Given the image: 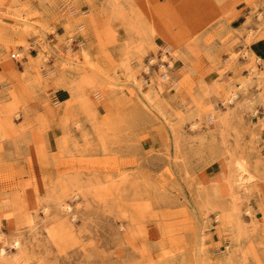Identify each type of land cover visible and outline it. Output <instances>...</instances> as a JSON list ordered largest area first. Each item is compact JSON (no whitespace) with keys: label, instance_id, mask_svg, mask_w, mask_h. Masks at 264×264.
Masks as SVG:
<instances>
[{"label":"rangeland","instance_id":"rangeland-1","mask_svg":"<svg viewBox=\"0 0 264 264\" xmlns=\"http://www.w3.org/2000/svg\"><path fill=\"white\" fill-rule=\"evenodd\" d=\"M85 2L55 42L59 17L32 22L26 6L13 12L25 37L0 30V264H264V59L250 50L264 0ZM58 73L64 118L48 95Z\"/></svg>","mask_w":264,"mask_h":264},{"label":"crops","instance_id":"crops-1","mask_svg":"<svg viewBox=\"0 0 264 264\" xmlns=\"http://www.w3.org/2000/svg\"><path fill=\"white\" fill-rule=\"evenodd\" d=\"M85 1L86 0H9L8 6H5V7L0 6V30L2 31L3 35L5 37H9V39L12 42H13V36L25 37L23 36L24 35L23 32L18 31L17 34L13 33V26L16 24V20H13V17L16 16V14H14L13 12H14V9H16L17 7L26 6L28 8L26 13H30V12L33 13L34 11L38 13L37 17L32 18L31 20L32 22L34 21L47 22L49 20L50 21L53 20V17H57V18L59 17L60 24L57 25L56 36L54 35L47 36L48 39L53 42L54 40H56L57 36L61 37L65 35L66 31H65L64 26L65 27L67 26L75 27L77 25V19L80 16V13L78 12L77 7H80L79 10L80 12L83 13L82 16L87 17L89 15L85 13L87 12L85 7L89 6V4L86 3ZM93 5H96L99 7L102 6V4L98 3L97 1L93 3ZM251 9H252L251 7H247L245 4L241 5L242 11L240 10L241 17H239V20L244 21L245 19H247V17H249L251 14ZM96 14L97 15L95 17L97 18V20L100 23L104 22L105 12L101 8H99L96 11ZM23 16H25V13L23 14ZM100 16L103 18L100 19ZM111 27L113 28V30L116 31L118 35L117 39H119L120 37L128 36V35L123 34L125 30L123 29L122 26H120V24L113 23L111 24ZM94 28L91 30L92 32H94ZM34 29H37V27H35ZM27 37H29L26 39L31 44V47H32V51H31L32 56L34 54L37 55L41 46L39 47V43L35 36V33L32 32L28 34ZM55 44L59 45V43H55ZM58 47L63 54H66L67 49L64 48L65 46L63 48H60V46ZM0 50H1V46H0ZM250 50L253 53H255L257 56L264 59V40H259L258 42L253 43ZM76 51L79 52V49H77ZM126 52H127L126 50L121 52V51H118V49L92 47L91 51H89V54H92V55L100 54L101 55L104 53L105 54L109 53V54H113L114 61H118L120 58H122L125 55ZM62 62H63V58L60 57L58 50H54L52 55L49 57V62L46 64L47 71L49 73L53 72L56 75L55 72L59 71V67ZM177 63L178 61L176 60L175 65ZM131 64L133 67L139 66L140 60L137 59V62L135 60L134 61L131 60ZM181 69H182V66H179L176 70L173 69V71L176 73V72H179ZM53 73H51L50 76ZM175 81H177L176 77H175ZM70 82H71V78H69V76H65L60 73H58L57 76L51 79L50 81L51 88L49 89L48 95H49V99L53 102V104L59 107L58 114H57L58 118L68 117L71 114V112L74 110L72 105L71 106L67 105L68 102H70L71 100V93L68 89V85ZM152 84L156 86L157 80H154V83ZM53 85H56L57 88L56 87L54 88ZM169 91L171 92L168 93V95H164V100L166 103H169L171 107L176 109L181 103V101H179V97L176 94L177 87H175V85H171ZM100 95L101 94L97 93L95 98L97 101L101 102L103 97ZM102 107H103L102 105H99L98 107L96 106V109L98 110L99 113H101ZM52 128L53 129L51 130L52 131L51 137L52 139H54L55 137L54 135H56V130L59 131V127L53 126Z\"/></svg>","mask_w":264,"mask_h":264},{"label":"bare ground","instance_id":"bare-ground-1","mask_svg":"<svg viewBox=\"0 0 264 264\" xmlns=\"http://www.w3.org/2000/svg\"><path fill=\"white\" fill-rule=\"evenodd\" d=\"M236 94H233V96H235ZM232 96V95H231ZM231 98V97H230ZM237 170L239 171V179H238V182L242 183L243 180H244V172L246 171L244 165L240 162H237ZM67 210H70V207L67 206ZM14 246L15 247H19V242L15 241L14 242ZM7 254L5 248H0V258H3L5 257V255Z\"/></svg>","mask_w":264,"mask_h":264}]
</instances>
